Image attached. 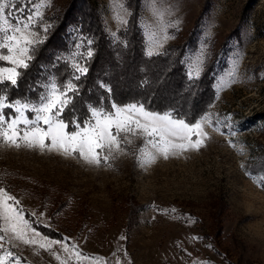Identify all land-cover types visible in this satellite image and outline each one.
<instances>
[{"label":"rangeland","instance_id":"374dc122","mask_svg":"<svg viewBox=\"0 0 264 264\" xmlns=\"http://www.w3.org/2000/svg\"><path fill=\"white\" fill-rule=\"evenodd\" d=\"M67 1L50 0L43 15ZM89 1L113 37L122 27L113 19V0ZM129 1L122 0L128 14ZM132 1L145 52L164 24L171 25L166 31L172 37L164 45L187 42L184 60L205 46L214 96L198 118L208 114L218 130L205 125L207 139L199 150L158 157L143 168L134 146L111 167H95L55 151L0 144V187L59 236L36 231L67 238L69 246L104 264H264V187L245 174L259 179L264 172V0H158L169 13L159 26L149 0ZM26 3L17 0L18 7ZM32 10L28 3L25 12ZM81 35L69 27L67 59L84 50L75 47ZM234 60L235 81L217 90ZM13 243L11 251L26 264H76L59 246L54 250L60 261Z\"/></svg>","mask_w":264,"mask_h":264},{"label":"snow or ice","instance_id":"6c2138e0","mask_svg":"<svg viewBox=\"0 0 264 264\" xmlns=\"http://www.w3.org/2000/svg\"><path fill=\"white\" fill-rule=\"evenodd\" d=\"M28 3L32 4L33 10L26 13ZM113 3L114 21L119 26L126 25L128 12L125 5L122 0H113ZM48 6L50 0H27L24 6L19 7L17 0H0V144L55 151L95 167H111L113 159L129 154V146H134L132 154L136 164L142 168L155 163L158 157L168 159L203 147V141L207 139L204 126L216 129L208 114L190 121L178 115L173 108L155 110L140 100L117 102L112 97V89L103 81L98 82V88L107 95L80 101L78 109V81L88 73L87 62L94 55L93 40L83 35L75 45L84 49L82 52L71 54V59L56 57L57 63L63 60L70 70L66 77L58 78L47 72V66L41 65L42 72L47 74L27 84L25 94L12 98L8 89H19L20 81L36 59L38 48L52 27L51 24H42V9ZM148 7L158 26L169 14L159 7L158 0H149ZM169 26L164 24L159 37L149 42L147 56L162 54L160 50L164 43L172 38L166 31ZM111 35L115 40L118 33L112 32ZM205 55V46H202L193 57L181 61L187 66L189 80L200 77ZM237 71L238 60H234L227 80L221 78L216 85L217 90L234 82ZM81 109L82 114L78 115ZM135 140L142 143L134 145ZM229 143L231 145L232 141ZM245 174L252 177L258 186L264 187V172L259 179L252 172L246 171ZM13 242L45 250L58 261L61 258L54 246L67 253L68 259L75 258L76 264H81L82 260L104 264L102 258L84 256L75 244L69 246L67 238L53 239L36 231L25 217L20 201L0 187V264H6V261L7 264H26L22 257L11 251ZM5 243L9 244L8 249L4 248Z\"/></svg>","mask_w":264,"mask_h":264},{"label":"trees","instance_id":"16d2710c","mask_svg":"<svg viewBox=\"0 0 264 264\" xmlns=\"http://www.w3.org/2000/svg\"><path fill=\"white\" fill-rule=\"evenodd\" d=\"M128 6V23L116 30L115 40L100 23L92 1L68 0L61 8L45 13L42 23L52 27L45 42L39 46L36 59L20 81L19 89H8L10 96L16 98L25 94L27 84L41 79L47 72L58 78L69 74L67 65L63 60L57 63L56 57L67 59L63 53L68 49V29L73 26L78 33L93 40L91 47L94 51L87 62L88 73L78 81V109L80 101L107 95L98 88V82L103 81L112 89V97L117 102L140 100L155 110L176 109L178 115L190 121L198 118L213 100L212 63H205L198 79L189 80L185 64L181 63L187 42L166 44L160 50L162 54L147 56L138 24L137 1H129ZM41 65L47 66V72H42ZM77 114H82V109ZM23 210L36 230L49 236H59L33 218L26 209Z\"/></svg>","mask_w":264,"mask_h":264}]
</instances>
